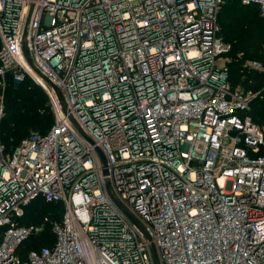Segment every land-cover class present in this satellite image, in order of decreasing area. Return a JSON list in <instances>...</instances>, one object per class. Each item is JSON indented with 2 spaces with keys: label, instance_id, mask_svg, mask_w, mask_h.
Instances as JSON below:
<instances>
[{
  "label": "built area",
  "instance_id": "obj_1",
  "mask_svg": "<svg viewBox=\"0 0 264 264\" xmlns=\"http://www.w3.org/2000/svg\"><path fill=\"white\" fill-rule=\"evenodd\" d=\"M224 1L0 0V122L8 79L53 116L0 131V264H264V84H228ZM37 199L59 221L20 224Z\"/></svg>",
  "mask_w": 264,
  "mask_h": 264
},
{
  "label": "trees",
  "instance_id": "obj_2",
  "mask_svg": "<svg viewBox=\"0 0 264 264\" xmlns=\"http://www.w3.org/2000/svg\"><path fill=\"white\" fill-rule=\"evenodd\" d=\"M218 23L220 37L230 50L226 54L227 81L232 89L256 92L264 84V75L247 68L249 61L264 66V19L259 17L254 6H243L237 0H225L222 4ZM258 110L263 113V104ZM253 115H255L253 113ZM53 123V116L46 95L28 78L16 83L8 79L4 89L3 115L0 122L2 141L8 150L14 149L32 133L45 134ZM61 206L37 199L24 208L20 224L40 223L47 216L50 221H59ZM54 241L48 223L37 238H29L19 247L24 257L28 250L50 247Z\"/></svg>",
  "mask_w": 264,
  "mask_h": 264
},
{
  "label": "water",
  "instance_id": "obj_3",
  "mask_svg": "<svg viewBox=\"0 0 264 264\" xmlns=\"http://www.w3.org/2000/svg\"><path fill=\"white\" fill-rule=\"evenodd\" d=\"M100 156H101L102 162L104 164L105 163V159H104L102 154H100ZM152 258H153L154 264H158V260H157L154 248H152Z\"/></svg>",
  "mask_w": 264,
  "mask_h": 264
},
{
  "label": "rangeland",
  "instance_id": "obj_4",
  "mask_svg": "<svg viewBox=\"0 0 264 264\" xmlns=\"http://www.w3.org/2000/svg\"><path fill=\"white\" fill-rule=\"evenodd\" d=\"M259 15V14H258ZM260 17V16H259ZM262 18V17H261ZM264 19V18H263ZM227 62H228V58H227Z\"/></svg>",
  "mask_w": 264,
  "mask_h": 264
}]
</instances>
